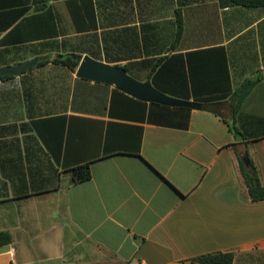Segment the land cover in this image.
I'll return each instance as SVG.
<instances>
[{
  "label": "crops",
  "instance_id": "crops-1",
  "mask_svg": "<svg viewBox=\"0 0 264 264\" xmlns=\"http://www.w3.org/2000/svg\"><path fill=\"white\" fill-rule=\"evenodd\" d=\"M177 1L27 0V17L50 11L27 35L58 36L27 42L19 63L76 53L135 69L140 82L162 69V88L216 99L220 116L189 109L178 128L176 107L59 64L28 75L27 111L18 81L0 82V232L12 237L0 264H198L227 252L232 264H264V200L249 199L238 161L248 155L264 185V7L185 0L176 45ZM0 51V67L18 64L15 46ZM84 164L90 179L73 183Z\"/></svg>",
  "mask_w": 264,
  "mask_h": 264
},
{
  "label": "trees",
  "instance_id": "trees-1",
  "mask_svg": "<svg viewBox=\"0 0 264 264\" xmlns=\"http://www.w3.org/2000/svg\"><path fill=\"white\" fill-rule=\"evenodd\" d=\"M8 0H0V7L3 6H22L24 8L21 9H0V35L5 33L4 36L0 39V48L3 46H15L16 48V62L15 64L21 61V55L26 52L27 42L39 40L40 38H53L58 36L57 32L47 31L44 34L33 33L32 35H27V25L34 22L36 19L39 20L40 17H44V15H48L50 11H34L35 15L27 17V0H10L11 4H8ZM13 1H15L13 3ZM221 8H228L232 6H241L245 8H259L264 7V0H219ZM185 0L177 1V9L175 10V42L176 45L179 43L184 28L183 22V9L185 6ZM2 54V51H0ZM173 59L178 61V56H172ZM81 56L76 53L69 54H58L55 57H43L35 66V68H42L47 64H59L69 72L74 73L81 61ZM178 63V62H177ZM177 69H173V72L177 75L178 81L183 89L187 88V78L186 72L184 69L183 62L178 64ZM123 70L126 71L128 75L133 77L136 80H140L136 77L132 72L135 69H127L126 66L122 67ZM34 69H30L23 73L20 77H12V76H4L0 78V82H6L10 80H17L19 84V92L17 96L21 98L24 102L25 109L27 111V97H32V89L29 84L28 75L32 73ZM162 72V69H148L147 78L151 79V83L154 88L159 90L160 92L175 97L181 98L185 100H189V96L186 94H178L173 91L166 90V88H162L159 85V77ZM248 84L245 83L242 88L237 92L234 96L235 99H238L240 103L244 95H246L248 89ZM216 99L211 100H202L196 99V103L201 105V110H205L211 112L215 115L220 116V112L218 109V103H215ZM156 105V104H153ZM159 106V105H157ZM167 108V107H166ZM179 113H186L185 118H181L180 122H177L175 126L178 128L185 129L188 125V114L189 109L176 107L174 108ZM174 126V125H171ZM229 129L236 135H238V131L229 126ZM243 139H245L243 137ZM247 159V165L244 164L241 156L238 157L239 161V172L241 175V179L246 189V193L249 199L252 202H259L264 200V185H262L259 174L256 166L248 155H245ZM72 182L73 183H82L88 181L91 177L89 164L79 165L72 170ZM12 243V237L7 232H0V246L9 245ZM193 261L198 264H232L233 263V254L230 252L227 253H214V254H205L193 259Z\"/></svg>",
  "mask_w": 264,
  "mask_h": 264
},
{
  "label": "water",
  "instance_id": "water-1",
  "mask_svg": "<svg viewBox=\"0 0 264 264\" xmlns=\"http://www.w3.org/2000/svg\"><path fill=\"white\" fill-rule=\"evenodd\" d=\"M39 61L40 58L36 57L17 65L0 67V78L4 76L20 77L26 71L34 68ZM75 76L79 79L113 85L117 90L140 101L190 110L201 109L199 103L177 99L160 92L153 87L150 80L140 82L128 75L125 70L94 60L88 56L81 59L75 71ZM241 159L247 165L246 157L241 156Z\"/></svg>",
  "mask_w": 264,
  "mask_h": 264
}]
</instances>
